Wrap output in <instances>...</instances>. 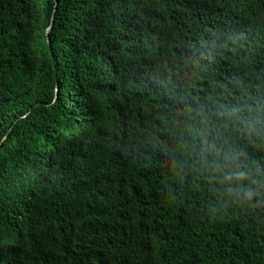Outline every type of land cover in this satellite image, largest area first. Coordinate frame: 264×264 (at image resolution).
<instances>
[{
  "label": "trees",
  "instance_id": "1",
  "mask_svg": "<svg viewBox=\"0 0 264 264\" xmlns=\"http://www.w3.org/2000/svg\"><path fill=\"white\" fill-rule=\"evenodd\" d=\"M201 133L264 193V0H0V264H264Z\"/></svg>",
  "mask_w": 264,
  "mask_h": 264
},
{
  "label": "clouds",
  "instance_id": "2",
  "mask_svg": "<svg viewBox=\"0 0 264 264\" xmlns=\"http://www.w3.org/2000/svg\"><path fill=\"white\" fill-rule=\"evenodd\" d=\"M198 114L202 116V123L206 124L207 116L203 112ZM220 115L223 118L231 120L233 124L238 123L242 125V131L246 132L249 137L257 130L256 125L248 117L244 116L239 108H225ZM233 117L235 119H232ZM197 148L199 158L194 163L198 164L201 170L220 173L225 180L234 183L235 186L229 188V192H235L237 195L242 194L248 199H251L254 195H264V193L254 192L249 186L248 182L257 183V181L251 177V168L246 163L248 159L246 152L236 149L226 139L223 144L217 143V138H213L210 141L203 133L200 134L199 144L193 145L184 155L187 157L189 152H193ZM209 156L212 158L209 159ZM184 163L192 164L193 161L191 159H185ZM257 174H259V168H257Z\"/></svg>",
  "mask_w": 264,
  "mask_h": 264
},
{
  "label": "water",
  "instance_id": "3",
  "mask_svg": "<svg viewBox=\"0 0 264 264\" xmlns=\"http://www.w3.org/2000/svg\"><path fill=\"white\" fill-rule=\"evenodd\" d=\"M52 25H53V21H52ZM52 25L51 27L47 30V35L49 36V32L52 30Z\"/></svg>",
  "mask_w": 264,
  "mask_h": 264
}]
</instances>
